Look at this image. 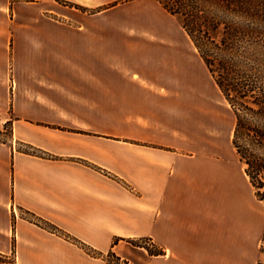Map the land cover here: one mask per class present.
Masks as SVG:
<instances>
[{"label":"crops","instance_id":"obj_1","mask_svg":"<svg viewBox=\"0 0 264 264\" xmlns=\"http://www.w3.org/2000/svg\"><path fill=\"white\" fill-rule=\"evenodd\" d=\"M232 111L160 0H0V264H256Z\"/></svg>","mask_w":264,"mask_h":264},{"label":"trees","instance_id":"obj_2","mask_svg":"<svg viewBox=\"0 0 264 264\" xmlns=\"http://www.w3.org/2000/svg\"><path fill=\"white\" fill-rule=\"evenodd\" d=\"M160 2L179 18L229 101L236 115L233 144L256 197L264 202V0ZM5 123L11 127V136L13 121ZM130 241L152 253L161 252L144 240ZM103 256L107 264L111 258L116 264H131L113 251Z\"/></svg>","mask_w":264,"mask_h":264},{"label":"rangeland","instance_id":"obj_3","mask_svg":"<svg viewBox=\"0 0 264 264\" xmlns=\"http://www.w3.org/2000/svg\"><path fill=\"white\" fill-rule=\"evenodd\" d=\"M223 100H224V105L227 106L228 102L225 99H223ZM232 113H233V111H232ZM10 129H11L10 125L6 124L4 121H0V139L7 140L10 137V135H9ZM232 151H233V155H235L234 150H232ZM239 167L241 170V162L240 161H239ZM257 203L258 202L256 200V203H255L256 217H258L257 216V213H258ZM259 221H261L263 229H264V212H263V216L260 218ZM263 237H264V230L260 235L259 249L256 251V254L258 253V258L256 260V264H264V243L262 242ZM110 262H111V264H116L112 258L110 259Z\"/></svg>","mask_w":264,"mask_h":264}]
</instances>
